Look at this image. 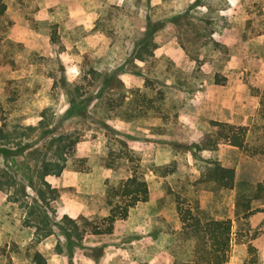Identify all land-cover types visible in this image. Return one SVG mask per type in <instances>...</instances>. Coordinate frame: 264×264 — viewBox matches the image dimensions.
I'll return each instance as SVG.
<instances>
[{
	"label": "rangeland",
	"instance_id": "1",
	"mask_svg": "<svg viewBox=\"0 0 264 264\" xmlns=\"http://www.w3.org/2000/svg\"><path fill=\"white\" fill-rule=\"evenodd\" d=\"M3 2L0 264H36L35 251L46 264H190L177 196L201 221L231 220L225 264H264V153L220 132L246 126L248 148L264 145V0ZM214 163L234 168L232 188L205 176ZM134 168L148 200L95 233L105 189ZM238 195L258 210L236 216Z\"/></svg>",
	"mask_w": 264,
	"mask_h": 264
},
{
	"label": "trees",
	"instance_id": "2",
	"mask_svg": "<svg viewBox=\"0 0 264 264\" xmlns=\"http://www.w3.org/2000/svg\"><path fill=\"white\" fill-rule=\"evenodd\" d=\"M6 5L3 0H0V14L5 11ZM150 31L147 37L152 35V31L158 30L162 27V23L148 22ZM71 101V99H70ZM72 102V101H71ZM107 126V125H106ZM220 132L222 136L232 146L239 148H247L252 154L264 153V145L258 143L251 149L247 146V127L234 126L228 123L220 125ZM264 137V135H262ZM256 141V140H255ZM3 150V149H2ZM0 150V151H2ZM22 150H5L4 153L10 155L19 154ZM131 154L117 155L116 158H128L132 160L134 151L130 150ZM138 165V163H137ZM105 166L111 167V163H105ZM205 176L224 188H232L234 186L235 170L232 167L222 166L214 163L207 168ZM260 184H258L259 186ZM261 186V185H260ZM106 203L108 205V214L103 218L106 226H95L94 232L100 234L111 233L114 222L118 219H124L128 216L130 210L139 202H146L148 200V185L143 175L135 168L130 171L128 175L119 179L116 184L108 186L106 189ZM176 211L181 222L182 231L190 232V236L195 238L196 246H194L193 256L190 264H225L229 258L232 225L229 218L208 219L201 221L191 206H183V202L177 196L175 199ZM258 209H251L250 199L243 201L241 195L235 204V215H249ZM32 260L36 264H46L45 258L35 251L32 255Z\"/></svg>",
	"mask_w": 264,
	"mask_h": 264
}]
</instances>
